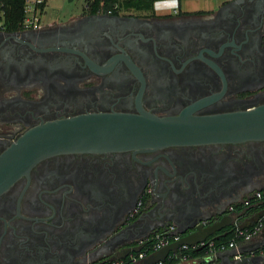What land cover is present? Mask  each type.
<instances>
[{
	"label": "flooded vegetation",
	"instance_id": "obj_1",
	"mask_svg": "<svg viewBox=\"0 0 264 264\" xmlns=\"http://www.w3.org/2000/svg\"><path fill=\"white\" fill-rule=\"evenodd\" d=\"M206 1L65 18L47 2L36 27H0V155L29 129L81 113L264 104V0ZM256 191L264 141L52 155L0 179V264L115 260L159 230L228 223L209 240L264 215L254 201L236 207Z\"/></svg>",
	"mask_w": 264,
	"mask_h": 264
},
{
	"label": "water",
	"instance_id": "obj_2",
	"mask_svg": "<svg viewBox=\"0 0 264 264\" xmlns=\"http://www.w3.org/2000/svg\"><path fill=\"white\" fill-rule=\"evenodd\" d=\"M246 141H264V104L211 114H196L193 108L165 116L144 109L138 113L87 112L43 122L22 134L0 155V179L9 184L38 161L62 153L152 151L177 145ZM227 225L221 222L210 228L182 230L181 240L152 253L144 264L164 261L180 245L205 241ZM139 250V246L128 247L119 258ZM238 255L233 252L220 264H264V254Z\"/></svg>",
	"mask_w": 264,
	"mask_h": 264
},
{
	"label": "built area",
	"instance_id": "obj_3",
	"mask_svg": "<svg viewBox=\"0 0 264 264\" xmlns=\"http://www.w3.org/2000/svg\"><path fill=\"white\" fill-rule=\"evenodd\" d=\"M48 0H26L25 5V19L22 24V29L33 28L38 25L41 20V16L45 10ZM45 6L42 7V4ZM95 0H85L84 8H91L94 6ZM255 202L256 210H261L264 206V191H256L252 196L248 197L244 202L238 203L236 205L237 209L243 210L247 205ZM264 229V215L252 226L249 227H235V239L231 240L229 243H216L214 239H209L196 244H183L180 245L175 251H172L168 258L178 256L181 250L198 249L204 250V255L198 258H192L189 255L182 257V261H191L193 263H198L199 259L202 258L205 262H210L214 256L220 251H225L231 248H238L239 242L241 240H252L253 238L259 236ZM183 237L182 231L177 228L171 227L165 230H159L150 236L138 239L135 246H139L140 250L138 252H131L126 258H118L115 260H106L102 262H90L87 264H139L144 262L152 253L164 248L165 246L181 240ZM240 239V241L238 240ZM202 248V249H200ZM260 251L264 254V247L255 248L249 251L247 254L254 256ZM237 257H241V253ZM157 264H167L166 260L158 261ZM179 264V263H178Z\"/></svg>",
	"mask_w": 264,
	"mask_h": 264
},
{
	"label": "trees",
	"instance_id": "obj_4",
	"mask_svg": "<svg viewBox=\"0 0 264 264\" xmlns=\"http://www.w3.org/2000/svg\"><path fill=\"white\" fill-rule=\"evenodd\" d=\"M156 1L157 0H95L94 10L96 11L100 8L119 12L124 10L153 9ZM25 5L26 0H0V27L8 31L22 29V24L26 15ZM44 6L45 3L42 4V7ZM212 239H214L216 243H229L231 240L235 239V230L231 229L226 234L223 232L221 235L213 237ZM238 240L240 241L239 238ZM204 252V250L198 249L181 250L178 256L167 258L166 263L178 264L182 261V257L185 255H189L192 258H198L203 256ZM203 264L207 263L203 262Z\"/></svg>",
	"mask_w": 264,
	"mask_h": 264
},
{
	"label": "crops",
	"instance_id": "obj_5",
	"mask_svg": "<svg viewBox=\"0 0 264 264\" xmlns=\"http://www.w3.org/2000/svg\"><path fill=\"white\" fill-rule=\"evenodd\" d=\"M194 0H157L155 2V8L158 10L164 9H176L180 4H190L189 2H192ZM228 231H225L224 234H226ZM264 247V229L262 233L253 238L252 240L246 241V240H241L239 242L238 248H231L225 251H220L212 258L209 260L210 262H205L202 258L199 259L198 263H193L191 261H181L179 264H203V262L207 264H220L223 262L224 259H226L227 256L232 254L233 252L237 253H245L247 254L251 249L255 248H261ZM224 258V259H223ZM144 262H140L139 264H142Z\"/></svg>",
	"mask_w": 264,
	"mask_h": 264
},
{
	"label": "rangeland",
	"instance_id": "obj_6",
	"mask_svg": "<svg viewBox=\"0 0 264 264\" xmlns=\"http://www.w3.org/2000/svg\"><path fill=\"white\" fill-rule=\"evenodd\" d=\"M206 2V0H195L185 5L189 8H196L205 6ZM84 5L85 0H48V12L53 18H65L82 13Z\"/></svg>",
	"mask_w": 264,
	"mask_h": 264
}]
</instances>
